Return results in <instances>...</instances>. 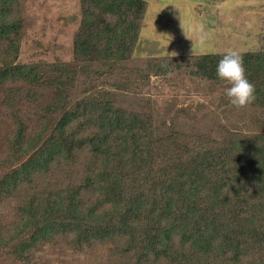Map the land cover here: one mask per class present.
Segmentation results:
<instances>
[{
  "label": "trees",
  "instance_id": "1",
  "mask_svg": "<svg viewBox=\"0 0 264 264\" xmlns=\"http://www.w3.org/2000/svg\"><path fill=\"white\" fill-rule=\"evenodd\" d=\"M23 1L0 0V110L17 115L13 102L26 97L33 116L27 127L16 119L0 160V260L26 264L68 235L78 248L114 240L138 264H244L251 255L247 264H264V50L239 53L255 101L235 108L221 97L237 125L196 134L174 116L156 121L144 108L78 91L81 72L103 83L104 94L127 84L145 91L161 75L165 58L136 57L144 0H82L73 61L57 64L17 62ZM222 55L174 59L175 72L191 67L199 80L229 86L215 75ZM65 170L72 178L54 194L33 183ZM23 185L31 187L18 197Z\"/></svg>",
  "mask_w": 264,
  "mask_h": 264
},
{
  "label": "rangeland",
  "instance_id": "2",
  "mask_svg": "<svg viewBox=\"0 0 264 264\" xmlns=\"http://www.w3.org/2000/svg\"><path fill=\"white\" fill-rule=\"evenodd\" d=\"M144 1L147 8L136 45V57L165 58L167 65L161 75H151L145 82V91L140 87L136 90L125 81L127 85L119 88L120 90L107 89L108 92L104 94L103 83L95 80L94 75H83L81 72L78 91L90 93L92 99L100 103L110 99L114 106L118 105L131 111L144 112V108L156 121H167L174 116L196 134H201L199 131L202 126L206 130L208 127H222L230 114V110L226 111L229 107L221 102L228 86L217 84L215 81L199 80L190 73L191 67L187 68L186 73L184 68L175 72L176 65L173 61L177 59L185 64V60L190 58L224 54L232 50L238 53L263 51L264 0ZM81 2L82 0H24L20 3L17 6L16 18L23 22L24 29L17 62H72L74 38L82 20ZM0 88L1 107L4 86ZM122 88L125 90L121 91ZM139 98L141 99L137 101ZM13 104V111L16 109L17 115L8 118L4 116L5 111L0 110V160L5 158L2 154L8 139L16 133V119L24 120L26 127L33 119L27 111L28 107L32 106L28 98ZM229 120L228 129L238 123L236 119ZM211 121L214 123L210 126L208 123ZM20 162H15L14 166H19ZM65 172H48L49 175L36 176V182L33 183L40 187V193L54 194L58 185L66 187L69 179L63 177L72 178L71 172ZM30 187L31 185H23L18 188L23 192L17 196L28 194ZM72 238L60 235L48 241L24 257L26 264H138L132 257L123 259L124 246L121 247V244L114 240L78 248ZM253 257L254 255L249 256L243 263L247 264ZM144 263L145 261L141 262ZM0 264L11 263L0 260Z\"/></svg>",
  "mask_w": 264,
  "mask_h": 264
},
{
  "label": "clouds",
  "instance_id": "3",
  "mask_svg": "<svg viewBox=\"0 0 264 264\" xmlns=\"http://www.w3.org/2000/svg\"><path fill=\"white\" fill-rule=\"evenodd\" d=\"M215 75L217 79L228 83L224 94L233 107L243 108L255 101V86L247 79L237 51H228L222 55L217 62Z\"/></svg>",
  "mask_w": 264,
  "mask_h": 264
}]
</instances>
